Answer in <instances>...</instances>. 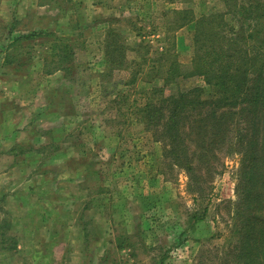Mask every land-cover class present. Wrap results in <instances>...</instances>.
I'll list each match as a JSON object with an SVG mask.
<instances>
[{"label":"rangeland","instance_id":"rangeland-1","mask_svg":"<svg viewBox=\"0 0 264 264\" xmlns=\"http://www.w3.org/2000/svg\"><path fill=\"white\" fill-rule=\"evenodd\" d=\"M185 8L198 17L224 6L222 0H0V62L5 39L55 33L21 40L9 69L0 65V114L11 100L10 126L19 118L21 129L15 151L0 153V264L252 260L234 216L239 155L224 156L207 195L198 196L187 172L168 166L161 142L140 121L146 90L162 81L140 74L128 83L140 53L166 47L170 11ZM194 29L189 23L170 32L186 67ZM115 37L126 46L127 67L106 75ZM63 48L73 54L67 77L52 62ZM200 85L208 96L209 85L198 77L179 78L167 92Z\"/></svg>","mask_w":264,"mask_h":264},{"label":"trees","instance_id":"trees-1","mask_svg":"<svg viewBox=\"0 0 264 264\" xmlns=\"http://www.w3.org/2000/svg\"><path fill=\"white\" fill-rule=\"evenodd\" d=\"M222 2V10L198 17L193 9L170 11L166 47L140 53L132 62L136 65L128 83L134 84L140 74L148 76V82L162 81L146 90V102L138 108L140 121L161 142L168 166L187 172L198 196L207 195L208 180L219 173V165L224 166V156L239 155L235 223L240 233L246 230V252L253 255L246 264H264V0ZM189 23L195 29L193 57L186 67L178 59L175 34L170 32ZM54 35L33 30L8 38L4 63H14L11 50L21 40ZM114 39L106 75L127 67L126 46ZM72 55L66 48L59 49L53 54L54 69L69 76ZM193 77L209 85L208 96L202 85L167 92L179 78Z\"/></svg>","mask_w":264,"mask_h":264},{"label":"crops","instance_id":"crops-1","mask_svg":"<svg viewBox=\"0 0 264 264\" xmlns=\"http://www.w3.org/2000/svg\"><path fill=\"white\" fill-rule=\"evenodd\" d=\"M6 42H7V40L5 39V41L3 42V43H5L4 47L6 45ZM5 48L3 50L4 55H5ZM0 65L3 66V68L4 67L8 68V66H10V64L4 63V59L0 62ZM7 68H5V69H7ZM10 68L14 69L13 67H10ZM51 71H53V70H51ZM59 71H61V70H59ZM54 72H56V71H54ZM49 74H52V73H49ZM18 87L19 86L17 85L16 86V88H17L16 91L18 92V94H20L21 90ZM7 100L8 99H5L4 101H7ZM4 103H5L3 105L4 106V111L0 114L1 115V117H0V153H4L5 151L14 152L15 148L18 146V143H20V140H15L14 139V135L18 134V132L19 133L21 132V129L18 126V124L20 122L19 118H17L16 124L10 126V123H9L10 122V118L14 119L16 117V115H15L16 113L13 114V113L9 112L10 107H12V105H13V102L11 100H9V102H4ZM1 156H3V155H1ZM1 156H0V164L3 163V161H4V160H2Z\"/></svg>","mask_w":264,"mask_h":264}]
</instances>
